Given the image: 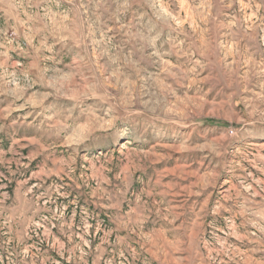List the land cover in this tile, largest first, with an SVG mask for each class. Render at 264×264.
Returning <instances> with one entry per match:
<instances>
[{"label": "rangeland", "instance_id": "374dc122", "mask_svg": "<svg viewBox=\"0 0 264 264\" xmlns=\"http://www.w3.org/2000/svg\"><path fill=\"white\" fill-rule=\"evenodd\" d=\"M0 264H264V0H0Z\"/></svg>", "mask_w": 264, "mask_h": 264}]
</instances>
